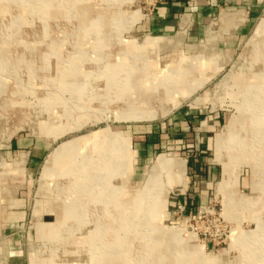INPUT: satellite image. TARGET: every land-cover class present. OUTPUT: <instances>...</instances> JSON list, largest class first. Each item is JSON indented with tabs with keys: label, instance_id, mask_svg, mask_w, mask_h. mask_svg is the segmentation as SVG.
<instances>
[{
	"label": "rangeland",
	"instance_id": "obj_1",
	"mask_svg": "<svg viewBox=\"0 0 264 264\" xmlns=\"http://www.w3.org/2000/svg\"><path fill=\"white\" fill-rule=\"evenodd\" d=\"M158 1L0 0V150L14 138L46 148L31 181L3 156L0 264H264V0L215 73L201 67L202 55L214 57L209 44L236 23L209 44L203 36L196 55L169 38L153 46L142 28ZM252 1L226 0L207 21L209 35ZM187 106L221 112L207 149L218 178L188 213L175 204L184 177L168 189V170L149 178L158 155L184 157L179 150L159 149L137 170L128 147L136 126ZM137 107L154 115L134 118ZM221 134L228 139L219 152ZM63 144L69 151L50 163Z\"/></svg>",
	"mask_w": 264,
	"mask_h": 264
},
{
	"label": "crops",
	"instance_id": "obj_2",
	"mask_svg": "<svg viewBox=\"0 0 264 264\" xmlns=\"http://www.w3.org/2000/svg\"><path fill=\"white\" fill-rule=\"evenodd\" d=\"M193 1L159 0L153 11L148 14L142 29L152 39L169 38L170 40H166H169L171 44L180 45L182 50L188 55H196L195 53L199 51L198 43L201 38L205 36L203 40L205 41L206 39L207 29L209 28L206 26L207 21L214 17L217 14L216 12L227 8V6L224 7L227 2L224 0L223 4L216 2L217 0H209L208 3H203L202 5L193 3ZM260 1L262 0H254L250 5L246 4L244 7H238L239 5H237L236 9L235 7H230L235 10L230 12L232 17L228 16V22H233L237 25L236 19L240 15L243 16L244 20L241 23L239 22L237 26L232 27L231 31L222 33L220 38L209 44L212 46L210 49L213 51L214 57L207 58L206 53L208 52H205L202 55L204 61L201 64V67L209 65L208 73H215L220 66L224 65L226 57L232 54L242 41L243 36L247 34V31L249 32L252 22L257 18ZM182 10L185 12L179 15ZM183 20L186 23L184 27L181 26ZM241 20L242 18L237 19V21ZM221 27L218 26L214 31L219 32ZM150 40L146 39V43L154 46L155 44L150 42ZM199 52H202V50ZM181 97L183 98V96ZM220 115L221 112L210 115L207 112L205 113L189 106L176 108L167 118L154 123L136 126L137 129L134 128L136 129L134 131L135 134L133 133L134 135L128 140L129 149L133 147L134 153L138 157L137 170L146 163V159L150 161L155 156L154 154L157 153V150L164 147L179 150L177 153L184 156L172 159L184 160V181L183 184H176L181 186V188L175 204L180 203L187 213L194 210L196 205L208 201L211 185L218 178V169L208 160L207 149L211 132L220 124ZM45 152V146L41 148L40 146H35L31 140L14 138L10 140L4 151L0 150V165L2 167L4 155L8 160L12 161L10 162L12 169L18 168L19 164H23V173L24 176L26 175V181H31L36 174L35 171L41 159L45 156ZM21 168L19 167L18 169L20 170ZM24 196H26V203H29L32 198L31 195L27 193ZM50 215L51 213L49 212L43 218L50 220ZM19 223L16 222V225Z\"/></svg>",
	"mask_w": 264,
	"mask_h": 264
},
{
	"label": "bare ground",
	"instance_id": "obj_3",
	"mask_svg": "<svg viewBox=\"0 0 264 264\" xmlns=\"http://www.w3.org/2000/svg\"><path fill=\"white\" fill-rule=\"evenodd\" d=\"M232 17V16H231ZM228 19L229 18H222V20H221V22H223L224 24H223V26L221 27V30H223L224 31V29H226V28H228V26H227V22H228ZM231 19V18H230ZM233 23V22H232ZM261 30L264 28V24H262L261 25V27H259ZM259 31L260 30H256L255 32H254V34L256 35V34H258L259 33ZM209 29H207V34H208V38L206 39V43L207 44H209V42H211L212 40H214L215 38H216V35H217V33L218 32H214V33H211V36L209 35ZM150 42H152L153 44H155V42H154V40L153 39H151V41ZM5 66V65H4ZM162 84H165V82L164 83H162ZM166 85L167 84H165V85H162L161 87H160V89L162 90V91H165L164 93H168L169 92V89H167V87H166ZM169 88H170V86H169ZM243 105V104H242ZM245 105V104H244ZM250 105V104H249ZM130 108H132V107H134V105H130L129 106ZM136 107V106H135ZM260 107H263L262 105H260L259 104V106H258V108H260ZM136 111H134L133 112V115H132V117H134V118H150L151 116H153L154 114L152 113V112H147L146 110L144 111L142 108H140V107H137V108H134ZM232 121V120H231ZM232 124H233V122H230V125L232 126ZM229 128H231V127H229ZM228 133V132H227ZM226 134V133H225ZM225 134H221V135H218L217 137H216V149L219 151V152H221V150H222V146L224 145V143L226 142V140L228 139V138H226V139H224V136H225ZM229 134V133H228ZM233 141V140H232ZM241 142V141H240ZM97 144V143H96ZM64 146V147H63ZM58 148H56L55 150H54V152L51 154V156H50V159H49V162L50 161H52V160H54V161H56V156L58 155V156H60L61 155V153H62V151H65L64 153H67L69 150H67V149H69V148H67V147H65V144H63V145H59V146H57ZM218 152V153H219ZM103 153V152H102ZM216 153V152H215ZM76 154V153H75ZM99 155V154H98ZM104 155V154H103ZM55 156V157H54ZM70 157V156H69ZM219 154H217L216 155V160L217 161H219ZM51 163V162H50ZM101 167V166H100ZM113 167L115 168V165H113ZM113 168V169H114ZM117 168H120L118 165H117ZM101 169V168H100ZM168 170L169 172H170V180H168L167 182L169 183L170 181H173V183H175V182H180L181 181V179H182V177H184V171H185V168H184V160L183 159H169V158H166L164 155H159L157 158H156V160L153 162V164L151 165V167H150V169H149V178H155L156 177V175L158 174V172L159 171H161V170ZM51 170L52 169H50V167L48 166V167H46V168H44L43 169V173H42V177L45 175V174H47L48 172L50 173L51 172ZM60 170V169H59ZM225 170H227L226 168L224 169V171ZM110 171V170H109ZM223 171V172H224ZM225 174H223V176H224ZM227 175V174H226ZM227 178H228V176L226 177V178H224V179H221L220 181L221 182H219L218 184H217V190H219L220 188H222L223 186H224V184L227 182ZM183 182V181H182ZM151 183H152V181H151ZM169 185H170V183L169 184H167V186H166V188L168 189V187H169ZM167 192H168V190L167 191H161V193H160V195H159V197L161 198V200H164L165 198H166V195H167ZM142 195H144V196H146L147 195V192L146 191H143L142 192ZM142 198H139L138 200H141ZM125 202V201H124ZM130 202H134L135 203V201H133V199H130ZM137 216V215H136ZM120 219H121V221H122V223H120V224H125V222H123V220L125 221V218H124V216H121V217H119ZM128 220V219H127ZM38 226H40L41 224H37ZM41 226H43V225H41ZM45 226V225H44ZM128 226V225H127ZM46 227V226H45ZM48 227V226H47ZM47 229H49V228H47ZM150 230V229H149ZM157 233V232H156ZM128 234V233H127ZM153 234V233H152ZM158 234V233H157ZM170 234V233H169ZM171 235V234H170ZM154 237V236H153ZM168 237V236H167ZM170 237V236H169ZM116 250V249H115ZM259 251V250H258ZM120 254V253H119ZM110 255V254H109ZM124 254H122V256H123ZM264 255V254H263ZM264 256H262V255H260V258H263ZM255 257H253V258H251V259H249V263L250 264H252L253 263V259H254ZM257 258V257H256ZM257 262L255 261V264H256ZM113 264V263H112Z\"/></svg>",
	"mask_w": 264,
	"mask_h": 264
},
{
	"label": "built area",
	"instance_id": "obj_4",
	"mask_svg": "<svg viewBox=\"0 0 264 264\" xmlns=\"http://www.w3.org/2000/svg\"><path fill=\"white\" fill-rule=\"evenodd\" d=\"M178 209H179V210H183V209H182V205H181V204H180V205H178Z\"/></svg>",
	"mask_w": 264,
	"mask_h": 264
}]
</instances>
